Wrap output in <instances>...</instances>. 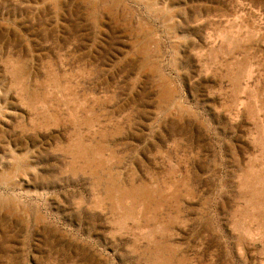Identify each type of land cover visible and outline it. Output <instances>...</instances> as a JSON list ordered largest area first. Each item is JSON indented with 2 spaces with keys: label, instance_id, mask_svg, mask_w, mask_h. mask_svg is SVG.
Returning a JSON list of instances; mask_svg holds the SVG:
<instances>
[{
  "label": "rangeland",
  "instance_id": "1",
  "mask_svg": "<svg viewBox=\"0 0 264 264\" xmlns=\"http://www.w3.org/2000/svg\"><path fill=\"white\" fill-rule=\"evenodd\" d=\"M264 0H0V264H264Z\"/></svg>",
  "mask_w": 264,
  "mask_h": 264
},
{
  "label": "bare ground",
  "instance_id": "2",
  "mask_svg": "<svg viewBox=\"0 0 264 264\" xmlns=\"http://www.w3.org/2000/svg\"><path fill=\"white\" fill-rule=\"evenodd\" d=\"M264 152V151H263Z\"/></svg>",
  "mask_w": 264,
  "mask_h": 264
}]
</instances>
